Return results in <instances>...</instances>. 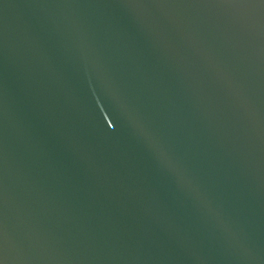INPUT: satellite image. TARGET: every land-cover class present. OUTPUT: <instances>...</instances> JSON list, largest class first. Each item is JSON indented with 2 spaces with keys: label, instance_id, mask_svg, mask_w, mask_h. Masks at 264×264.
<instances>
[{
  "label": "water",
  "instance_id": "water-1",
  "mask_svg": "<svg viewBox=\"0 0 264 264\" xmlns=\"http://www.w3.org/2000/svg\"><path fill=\"white\" fill-rule=\"evenodd\" d=\"M0 264H264V0H0Z\"/></svg>",
  "mask_w": 264,
  "mask_h": 264
}]
</instances>
